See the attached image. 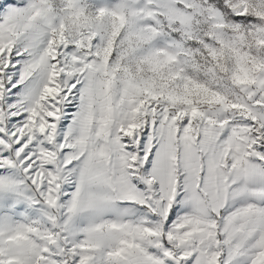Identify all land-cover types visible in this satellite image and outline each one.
Returning a JSON list of instances; mask_svg holds the SVG:
<instances>
[{
  "label": "snow or ice",
  "instance_id": "1",
  "mask_svg": "<svg viewBox=\"0 0 264 264\" xmlns=\"http://www.w3.org/2000/svg\"><path fill=\"white\" fill-rule=\"evenodd\" d=\"M0 264H264V0H0Z\"/></svg>",
  "mask_w": 264,
  "mask_h": 264
}]
</instances>
